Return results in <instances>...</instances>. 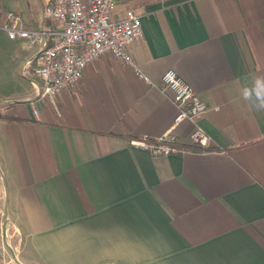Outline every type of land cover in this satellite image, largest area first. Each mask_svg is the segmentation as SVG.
I'll return each mask as SVG.
<instances>
[{
    "label": "crops",
    "instance_id": "1",
    "mask_svg": "<svg viewBox=\"0 0 264 264\" xmlns=\"http://www.w3.org/2000/svg\"><path fill=\"white\" fill-rule=\"evenodd\" d=\"M50 1L0 0V21L11 11L41 39L0 28V57L31 79L11 99L24 112L0 107V264H264V111L241 95L264 76V0H117L116 12L140 16L142 36L126 47L135 65L103 54L55 102L22 74L51 41ZM167 69L206 102L196 122L211 150L153 155L129 144L169 129ZM193 127L186 119L174 131L186 141Z\"/></svg>",
    "mask_w": 264,
    "mask_h": 264
},
{
    "label": "built area",
    "instance_id": "2",
    "mask_svg": "<svg viewBox=\"0 0 264 264\" xmlns=\"http://www.w3.org/2000/svg\"><path fill=\"white\" fill-rule=\"evenodd\" d=\"M116 1L51 0L44 6L43 13L53 24L47 32L51 41H45L22 68V74L31 72L41 81L38 95L55 102L62 90L81 79L87 64L106 53L135 65L126 47L142 36L140 16L132 8H125L121 14L116 12ZM0 28L10 38L20 36L41 41L39 32L20 27L18 16L11 11L4 12ZM160 88L174 93L177 111L169 129L159 136H131L129 144L153 155L175 154L187 149L211 150V136L196 122V117L208 109L206 102L172 69L161 74ZM33 112L36 113V109L33 108ZM186 119L192 121L194 127L188 140L182 141L174 129Z\"/></svg>",
    "mask_w": 264,
    "mask_h": 264
},
{
    "label": "rangeland",
    "instance_id": "3",
    "mask_svg": "<svg viewBox=\"0 0 264 264\" xmlns=\"http://www.w3.org/2000/svg\"><path fill=\"white\" fill-rule=\"evenodd\" d=\"M33 5L36 6V3L34 2ZM44 17L46 21L49 20L47 16ZM5 40L6 37H4V34L0 33V42L5 43L6 42ZM0 53H4V52H0ZM8 62H10V60L7 58V56L0 57V107L7 106V104H10L11 106H16L19 110L21 109L22 112H24L26 107L24 105L26 104L25 101L22 100L12 101L11 99L15 98L19 94L23 95L24 93H26V90H28L31 86L30 85L31 79L29 77L22 76L19 70H12V67L9 66ZM4 131L5 129L1 127L0 124V161H1L0 180L1 181H3L2 173L6 172V167L4 165L3 157L4 155H8L7 144H6L7 140L5 138ZM7 177L8 176L6 175V178ZM2 220H4V218L0 214V226Z\"/></svg>",
    "mask_w": 264,
    "mask_h": 264
},
{
    "label": "clouds",
    "instance_id": "4",
    "mask_svg": "<svg viewBox=\"0 0 264 264\" xmlns=\"http://www.w3.org/2000/svg\"><path fill=\"white\" fill-rule=\"evenodd\" d=\"M241 95L257 111H264V76H255L251 83L242 89Z\"/></svg>",
    "mask_w": 264,
    "mask_h": 264
}]
</instances>
